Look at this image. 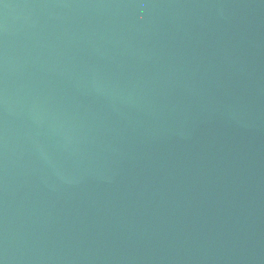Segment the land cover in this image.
Here are the masks:
<instances>
[{
  "label": "water",
  "instance_id": "obj_1",
  "mask_svg": "<svg viewBox=\"0 0 264 264\" xmlns=\"http://www.w3.org/2000/svg\"><path fill=\"white\" fill-rule=\"evenodd\" d=\"M188 0H0V264H67Z\"/></svg>",
  "mask_w": 264,
  "mask_h": 264
}]
</instances>
